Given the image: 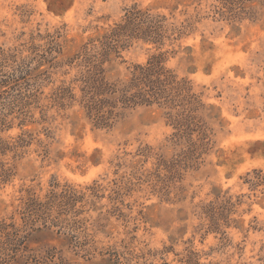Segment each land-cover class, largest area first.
I'll return each instance as SVG.
<instances>
[{
  "label": "rangeland",
  "instance_id": "1",
  "mask_svg": "<svg viewBox=\"0 0 264 264\" xmlns=\"http://www.w3.org/2000/svg\"><path fill=\"white\" fill-rule=\"evenodd\" d=\"M134 6L161 47L105 37ZM159 53L166 103L97 124L90 60ZM0 264H264V0H0Z\"/></svg>",
  "mask_w": 264,
  "mask_h": 264
},
{
  "label": "trees",
  "instance_id": "2",
  "mask_svg": "<svg viewBox=\"0 0 264 264\" xmlns=\"http://www.w3.org/2000/svg\"><path fill=\"white\" fill-rule=\"evenodd\" d=\"M161 16L157 15L155 18L148 10L142 11L136 6L131 7L126 10L125 23L116 25V29L105 37L117 38L116 35L120 34L122 29L125 30L121 34L128 37L131 31L124 33L129 30L128 26L132 25V28L139 29V21L143 17L146 22V27L142 31L145 38L161 47L166 33V27L161 23ZM131 30L134 32V29ZM94 60L97 59L90 60V68L88 67V74L85 75L83 100L97 124L107 125L108 117L104 114L106 112L111 114L110 111L117 107L116 102L120 103V108L149 105L154 102L162 104L168 100L170 95L168 93L176 88L170 85L174 82V75L164 65L162 53L153 54L143 65H136L132 73L133 77L125 83L110 82L101 67L102 62L98 61L97 64ZM108 99L112 101L109 102ZM107 106L112 109L104 110Z\"/></svg>",
  "mask_w": 264,
  "mask_h": 264
}]
</instances>
